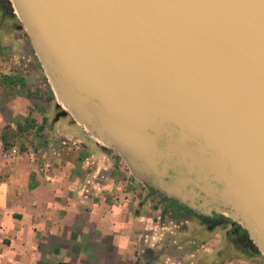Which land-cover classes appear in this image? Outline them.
Wrapping results in <instances>:
<instances>
[{"label": "water", "instance_id": "95a60500", "mask_svg": "<svg viewBox=\"0 0 264 264\" xmlns=\"http://www.w3.org/2000/svg\"><path fill=\"white\" fill-rule=\"evenodd\" d=\"M0 1L58 117L154 191L230 219L264 257V0Z\"/></svg>", "mask_w": 264, "mask_h": 264}, {"label": "crops", "instance_id": "0c3cea01", "mask_svg": "<svg viewBox=\"0 0 264 264\" xmlns=\"http://www.w3.org/2000/svg\"><path fill=\"white\" fill-rule=\"evenodd\" d=\"M33 50L18 17L0 10V264H264L251 248L223 242L217 227L152 206L115 153L79 125L66 118L63 126L43 125L51 103L27 108L34 100L23 89L25 70L29 79L39 77ZM25 56L31 65L21 63ZM35 108L42 145L56 149L52 138L66 135L62 157L49 152L44 163L31 153L8 161V119L29 113L39 119Z\"/></svg>", "mask_w": 264, "mask_h": 264}, {"label": "rangeland", "instance_id": "374dc122", "mask_svg": "<svg viewBox=\"0 0 264 264\" xmlns=\"http://www.w3.org/2000/svg\"><path fill=\"white\" fill-rule=\"evenodd\" d=\"M0 10L5 11V13H8L5 5L1 1H0ZM9 15L16 16L15 14H9ZM19 23L21 24L20 20H19ZM26 35H27V37H29L27 32H26ZM32 55H33L32 58L35 61V65H39V67H37V68H39V77H38V79H35L34 77L32 79H29L33 75L32 71L25 70V85H24L23 89L26 90V92H27V90L31 91L29 93V95L31 94L33 97V100H34L28 104L27 108L29 106H31L30 108L32 109L33 105H35L34 107H36L38 101H40V103L42 104V107H43L44 103L48 102V100H49V102L51 103L50 110H49L50 111L49 117H47V119H45V120H41V123L43 125H46L47 127L63 126V124H59V121L61 118L62 119L66 118V119H68L67 121L70 122L71 124L78 125L70 115L58 117L64 111V108L59 105V101L55 95V91L52 87V84H51L48 76L46 75L44 68L41 65V62H40L39 58L37 57L36 53L34 52V50H33ZM25 58L26 59L24 61H21V63L24 65H31V61L28 62V58L26 56H25ZM14 77H16V75H14V74H12L10 76L11 79H13ZM11 85H12V88L11 89L9 88L8 96L14 97L17 93V90H16L17 88L13 84H11ZM31 86L36 88L35 91L30 90V89H32ZM39 87H41V89ZM3 109L5 110V108H3ZM35 110H36V108H35ZM47 110H48V106L46 108V111ZM37 111H38V109L35 111V113L39 114V119L32 118L31 117L32 114L31 113L28 114V112H26L28 114V116H21L19 118H14V119L9 118L8 119V122H9L8 132L10 133V138H9L10 144H9V151L5 155H3V157H5L7 155L8 159H9L8 161H10V160H12V159H14L20 155L31 154V153L36 155L37 157L39 156L41 161L44 163L47 161V158L49 156V154H48L49 152H52L53 155L58 159L62 157L61 148L63 146V143L67 140L66 135L58 133L57 137L52 138V140L50 141V144L51 145L57 144L56 149L54 148L55 146H53L52 148H49L48 143H45L42 145L41 143H42V141H44L43 137H45V132L40 131L37 134H36V132H34L37 125H40L38 123H39L41 114L38 113ZM20 126H22V127H20ZM30 127H33V128H30ZM80 127L86 132V134L88 136H90L92 139H94L87 132V130L84 127H82V126H80ZM73 138H76V136H73ZM48 140H50V139H48ZM38 143H40L41 145H37ZM101 146H103L106 149H109L110 151L115 153V155L120 160L121 168L125 169V171L129 175L134 177L132 175V173L130 172L126 163L118 155L117 152H115L114 150H112L110 148H107L104 145H101ZM136 181L138 183L137 184L138 185L137 186L138 192L139 191H145V193L151 195L150 202H151L152 206H155V205L162 206L164 211H166L167 213H171L173 211V208H177L183 212L184 218L190 217L193 219V222L199 223V224H201L202 228H205V224L203 223V221H201L199 219V217H197L192 211H190L191 209L185 207L184 205H182L177 200L166 198L161 193L156 192L153 189H151L148 185L141 183L138 180H136ZM146 200H148V198ZM140 201L143 202L145 200L142 198V200H140ZM168 215H170V214H168ZM217 228L221 232V236H222L221 238H222L223 242H227L230 244V241L232 242V240H234L233 239L234 237H232L231 234H226L227 231H231V226H227V227L219 226ZM238 250H240V248H238Z\"/></svg>", "mask_w": 264, "mask_h": 264}, {"label": "flooded vegetation", "instance_id": "af4514ba", "mask_svg": "<svg viewBox=\"0 0 264 264\" xmlns=\"http://www.w3.org/2000/svg\"><path fill=\"white\" fill-rule=\"evenodd\" d=\"M192 211V210H190ZM207 227H219V226H231V231H227L226 234H231L232 237H234L233 241L235 243L242 245L243 247H249L250 246V240L247 232L243 230L241 227H239L237 224H234L230 219L224 217L215 215L214 217H208L205 215L198 214L194 211H192ZM231 221V222H230Z\"/></svg>", "mask_w": 264, "mask_h": 264}, {"label": "bare ground", "instance_id": "6f19581e", "mask_svg": "<svg viewBox=\"0 0 264 264\" xmlns=\"http://www.w3.org/2000/svg\"><path fill=\"white\" fill-rule=\"evenodd\" d=\"M15 13L18 15V11L15 9ZM60 104L64 107L63 103L59 100ZM65 108V107H64ZM99 144L106 145L103 141L99 140L98 138L95 139ZM229 216V215H227ZM230 217V216H229Z\"/></svg>", "mask_w": 264, "mask_h": 264}]
</instances>
